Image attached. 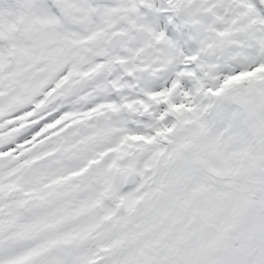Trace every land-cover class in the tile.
Returning a JSON list of instances; mask_svg holds the SVG:
<instances>
[{
  "label": "snow or ice",
  "instance_id": "6c2138e0",
  "mask_svg": "<svg viewBox=\"0 0 264 264\" xmlns=\"http://www.w3.org/2000/svg\"><path fill=\"white\" fill-rule=\"evenodd\" d=\"M0 264H264V0H0Z\"/></svg>",
  "mask_w": 264,
  "mask_h": 264
}]
</instances>
